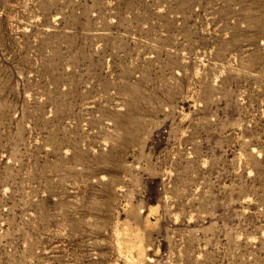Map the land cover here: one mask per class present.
<instances>
[{
    "label": "rangeland",
    "instance_id": "rangeland-1",
    "mask_svg": "<svg viewBox=\"0 0 264 264\" xmlns=\"http://www.w3.org/2000/svg\"><path fill=\"white\" fill-rule=\"evenodd\" d=\"M0 264H264V0H0Z\"/></svg>",
    "mask_w": 264,
    "mask_h": 264
},
{
    "label": "bare ground",
    "instance_id": "bare-ground-1",
    "mask_svg": "<svg viewBox=\"0 0 264 264\" xmlns=\"http://www.w3.org/2000/svg\"><path fill=\"white\" fill-rule=\"evenodd\" d=\"M153 210L154 209H151L150 211L152 212ZM136 220L138 219L137 218L135 219V223ZM117 223L115 224L117 225ZM138 223H139L138 225L136 223L137 225L136 228H134L133 226L134 229L128 225H124L120 230L116 229L117 232L116 236H117L118 250L121 253H123L124 257H126L127 259L129 260L136 259V261H138L139 263V262H145V258L147 256L145 251V244L147 241L146 233L153 224L148 219H145L144 221ZM129 225L131 224L129 223Z\"/></svg>",
    "mask_w": 264,
    "mask_h": 264
}]
</instances>
